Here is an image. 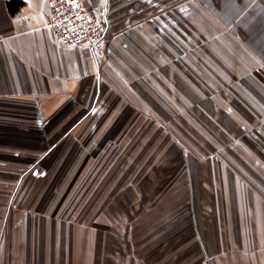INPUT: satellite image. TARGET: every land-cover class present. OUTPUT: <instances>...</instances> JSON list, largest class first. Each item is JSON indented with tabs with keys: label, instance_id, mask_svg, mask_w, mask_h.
<instances>
[{
	"label": "rangeland",
	"instance_id": "374dc122",
	"mask_svg": "<svg viewBox=\"0 0 264 264\" xmlns=\"http://www.w3.org/2000/svg\"><path fill=\"white\" fill-rule=\"evenodd\" d=\"M182 14L185 40L171 63L184 71L169 72L168 87L140 53L130 66L125 56L120 72L105 66L107 87L92 120L71 137L41 140L36 164L35 153L0 164L8 180L24 168L25 194L40 187V202L79 225V239L98 243L105 262L205 264L237 240L239 224L264 215V121L256 117L264 90L241 70V57L216 47L195 11ZM47 144L54 148L46 153ZM43 164L51 183L39 186L25 171Z\"/></svg>",
	"mask_w": 264,
	"mask_h": 264
},
{
	"label": "crops",
	"instance_id": "0c3cea01",
	"mask_svg": "<svg viewBox=\"0 0 264 264\" xmlns=\"http://www.w3.org/2000/svg\"><path fill=\"white\" fill-rule=\"evenodd\" d=\"M237 2L244 8L239 17L225 0H87V7L105 24L103 51L96 53L89 46H66L56 40L47 0H0V164H21L27 153L36 154V164L41 140L71 137L72 130L92 120L98 113V96L107 87L106 65L120 72L125 56L130 66V58L140 53L148 73L156 76L158 69L160 82H167L169 72L184 71L183 64L171 63L185 40L184 8L208 24V35L216 34L215 45H222L226 56L241 57V70L264 90V80L259 79L264 73V0H249L246 6L243 0ZM191 22L194 25V19ZM243 97L244 106L250 105ZM255 98L252 111H257ZM256 117L264 121V113ZM57 127L63 130L56 132ZM46 146V153L54 148ZM42 166L39 171L32 165L25 173L39 186L50 185L45 172L50 164ZM21 169L15 179L0 177V264H120L114 256L105 262L98 243L79 239V225L50 209L45 199L40 202V187L25 194ZM244 213L255 217L248 210ZM260 215L254 224H239L237 240L205 264H264Z\"/></svg>",
	"mask_w": 264,
	"mask_h": 264
},
{
	"label": "built area",
	"instance_id": "2783aa9c",
	"mask_svg": "<svg viewBox=\"0 0 264 264\" xmlns=\"http://www.w3.org/2000/svg\"><path fill=\"white\" fill-rule=\"evenodd\" d=\"M49 24L56 40L66 46L85 45L96 53L103 51L105 24L87 0H47Z\"/></svg>",
	"mask_w": 264,
	"mask_h": 264
},
{
	"label": "snow or ice",
	"instance_id": "6c2138e0",
	"mask_svg": "<svg viewBox=\"0 0 264 264\" xmlns=\"http://www.w3.org/2000/svg\"><path fill=\"white\" fill-rule=\"evenodd\" d=\"M249 0H243L244 5L248 4ZM226 6L230 7L237 17L243 15L244 8L240 6L237 0H225Z\"/></svg>",
	"mask_w": 264,
	"mask_h": 264
}]
</instances>
